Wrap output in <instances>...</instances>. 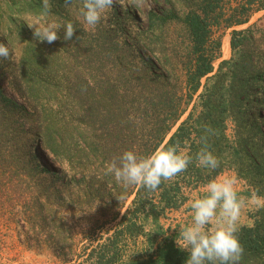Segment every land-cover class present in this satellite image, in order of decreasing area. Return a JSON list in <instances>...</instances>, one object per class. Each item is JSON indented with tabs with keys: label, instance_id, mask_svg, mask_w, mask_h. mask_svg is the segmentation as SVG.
Listing matches in <instances>:
<instances>
[{
	"label": "trees",
	"instance_id": "1",
	"mask_svg": "<svg viewBox=\"0 0 264 264\" xmlns=\"http://www.w3.org/2000/svg\"><path fill=\"white\" fill-rule=\"evenodd\" d=\"M54 1L60 5L55 11L49 4L53 20L72 22L76 30L64 40L59 29L53 43L25 38L13 63L12 85L26 104L6 93L0 73V215L12 220L20 215L29 240L51 243L66 263L72 254L71 264H186L187 252L180 248L125 260L119 247L124 229L79 252L81 241L65 211L76 203L105 200L103 215L117 217L134 196L126 226L133 234L155 191L124 188L107 167L126 150L147 154L177 143L194 156L206 142L221 163L208 172L194 161L162 182L157 191L163 209L184 204L189 199L184 189L221 175L230 157L238 175L264 199V28L254 23L233 29V55L214 73L223 44L216 28L223 22L225 28L248 23L264 10V0H183V17L151 11L162 30L132 41L101 27L86 29L64 2ZM38 2L43 6L44 0ZM171 23L182 26L177 36L167 29ZM230 117L233 142L227 132ZM37 142L79 180L68 187V180L60 183ZM252 216L253 224L238 233L245 249L240 264H264V206Z\"/></svg>",
	"mask_w": 264,
	"mask_h": 264
},
{
	"label": "rangeland",
	"instance_id": "2",
	"mask_svg": "<svg viewBox=\"0 0 264 264\" xmlns=\"http://www.w3.org/2000/svg\"><path fill=\"white\" fill-rule=\"evenodd\" d=\"M38 1L0 0V42L8 44L11 53L7 59L0 58L2 83L6 93L23 104H26V101L15 91L12 85V69L13 63L18 62L21 57L25 38L29 35L34 36V28L29 27L27 23L34 21L44 11V2H42L43 6H38ZM61 2L62 4L64 2L69 14L78 19L86 29L92 30L101 27L118 35L123 40L131 41L138 37L149 36L155 31L159 33L158 31L161 28H158L156 21L150 18L151 11L164 14L176 13L180 17H183L187 11L183 0H114L110 13L95 28H91L77 14V9L82 0H61ZM49 4L55 6V11L60 5L54 0H49ZM52 17L54 16L50 13L49 18L53 19ZM172 23L167 29L173 37L182 31V26L180 23L173 25ZM254 23L264 28V10L254 13L246 24L225 28V22H223L220 28H216L215 35L222 38L223 44L222 56L215 61L216 69L214 73L218 70L223 59H230L233 55L231 48L233 29L246 28ZM227 40L230 42V50H226L224 47ZM155 41L157 46L161 44L160 35ZM153 47L155 48V45ZM146 49L149 54L153 53L150 48ZM195 103L196 100L193 101L190 109ZM188 112L184 117L187 116ZM227 132L233 142L235 123L232 117L228 120ZM37 147L44 155L50 169L58 173V178H61L59 179L60 183L68 180V187L74 184V181L79 180L80 176L68 171L64 165L56 162L42 143L37 142ZM50 160L51 162H48ZM222 174L237 178L236 190L246 202L242 211L241 226L252 225L254 221L252 213L257 212L263 206H256L247 202L253 196L262 201L264 199L250 188L247 180L238 175L235 164L231 163V157L228 159L227 169ZM68 190H71V188H68ZM72 191L76 193L75 190ZM184 191L189 195V199L180 207L168 211L167 208L163 209V205L159 201L158 191L156 190L151 194V203L137 219L138 226L131 228L133 234L126 229V226L129 225L132 218L130 212L132 211L134 196L127 199L117 217H105L102 208L100 209L102 203H106L105 200L102 202L95 199L88 204L76 203L73 208L65 211V217L74 225L77 241H81L78 245L79 252L83 251L84 247L91 241H93V245H99L105 242L107 236H112L116 231L124 229L119 239V247L124 259L128 261L137 258L146 259L152 254L172 253L174 249L179 248L176 243L179 240V228L191 221L192 213L189 208V201L192 198L203 196L206 189L204 185L193 190L185 188ZM115 202L118 203V201ZM30 235L27 225L22 222L20 215L15 220L9 219L7 215H0V264H71L74 262L76 255L70 254L67 257L69 263L63 262L51 243L30 241Z\"/></svg>",
	"mask_w": 264,
	"mask_h": 264
},
{
	"label": "clouds",
	"instance_id": "3",
	"mask_svg": "<svg viewBox=\"0 0 264 264\" xmlns=\"http://www.w3.org/2000/svg\"><path fill=\"white\" fill-rule=\"evenodd\" d=\"M114 0H82L77 14L95 28L112 10ZM49 0H44V11L31 23L39 41L53 43L64 29V40H71L76 30L72 22H59L49 18ZM8 44L0 42V58L10 57ZM205 137H201L204 141ZM195 161L197 167L212 172L220 167V159L205 142L191 154L187 146L177 143L157 147L147 154L126 150L114 158L107 172L124 188L139 186L149 192L156 191L162 182L184 172ZM237 178L221 174L208 180L203 196L192 198L189 208L191 221L179 228L181 250L187 252L186 264H240L245 249L239 239L242 211L246 202L236 190ZM247 203L264 206V201L253 196Z\"/></svg>",
	"mask_w": 264,
	"mask_h": 264
},
{
	"label": "bare ground",
	"instance_id": "4",
	"mask_svg": "<svg viewBox=\"0 0 264 264\" xmlns=\"http://www.w3.org/2000/svg\"><path fill=\"white\" fill-rule=\"evenodd\" d=\"M224 47H225L226 50H230V42H229V40H227V42L224 44ZM48 159H50V158H48ZM48 162H51V160L48 161Z\"/></svg>",
	"mask_w": 264,
	"mask_h": 264
}]
</instances>
